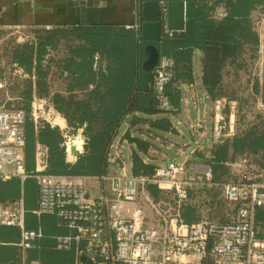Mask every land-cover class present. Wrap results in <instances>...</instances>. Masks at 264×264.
Returning a JSON list of instances; mask_svg holds the SVG:
<instances>
[{"label": "trees", "instance_id": "trees-1", "mask_svg": "<svg viewBox=\"0 0 264 264\" xmlns=\"http://www.w3.org/2000/svg\"><path fill=\"white\" fill-rule=\"evenodd\" d=\"M146 0H142V3ZM149 1V0H148ZM154 1V0H151ZM193 3V31L191 33H169L162 28L160 39L146 41L138 31L124 26L94 25L65 29L75 34V44L62 49L60 30L35 29L38 32L34 42H25L12 47L10 67L12 77L4 76L0 69V80L5 83L4 92L7 107L24 110L27 115L25 165L32 176L25 182L14 178L0 180V203H11L22 195L26 209V228L41 230L43 237L33 248L23 251L16 244L20 231L14 227L0 226V264H20L39 261L41 264H73L72 252L55 249V238L66 234L58 227L53 216H37L38 185L36 179V145L48 147L47 173L56 176L89 177L99 176L107 171L111 146L121 127L128 125L123 139L132 147V172L136 176H152L157 166L149 151L155 142L167 145L168 133H176L169 115L179 111L181 96L179 83L193 84V56L201 53V81L212 101L227 98L224 87V72L228 66L242 57L247 46L256 47L260 37L254 28L252 14L264 7V0H186ZM225 10L224 17L217 19L218 8ZM154 45L161 58L173 62V78L165 87L172 110L161 109L155 91V70L145 71L144 53L148 45ZM22 69L28 77H17L14 73ZM66 84V94L52 92L54 77ZM20 80V81H19ZM264 102V68L262 83L254 89ZM34 98L47 99L57 113L65 119L72 134L80 130L84 136L83 153L75 162H69L67 141L59 127L47 122L35 124L31 117ZM234 101L235 99H229ZM242 156L254 158L255 164L264 170V115L249 129L233 137L220 139L210 150L205 163L209 165L213 184L228 183L229 165ZM205 188L204 197L207 217L220 223L232 221L233 211L226 213L218 204L216 189ZM153 193L159 198L160 192ZM196 196V198L194 197ZM203 195L190 191L189 199L181 209L182 218L188 223L203 219L204 210L195 201ZM222 200V192H221ZM257 226L263 229L264 209L256 216Z\"/></svg>", "mask_w": 264, "mask_h": 264}, {"label": "built area", "instance_id": "built-area-1", "mask_svg": "<svg viewBox=\"0 0 264 264\" xmlns=\"http://www.w3.org/2000/svg\"><path fill=\"white\" fill-rule=\"evenodd\" d=\"M158 1L164 25L168 2H186ZM216 15L224 17L225 10L218 8L215 18ZM16 72L28 77L20 68ZM155 75L159 105L161 109L172 110L165 94V87L173 78L172 60L160 58ZM4 88L5 83L0 80V91ZM52 115L56 118L51 121ZM31 117L35 124L47 122L55 127L59 126L54 122L61 115L47 99L34 98ZM27 118L24 110L0 103L2 181L18 178L25 182L32 177L27 174L25 165ZM111 150L109 163L115 171L110 170L109 165L99 176L75 180L47 173L48 147L36 145V175L33 177L37 181L39 199L34 214L53 216L58 227L67 230L66 234L55 238V249L72 252L73 264H170L183 263L182 258L187 257L209 260L213 264H264V236H260L256 222L258 210L264 209L263 183L245 178L213 184L209 165L200 164L190 172L187 162L176 159L157 166L152 176H136L123 162L120 147L112 145ZM202 150V143L196 141L192 154ZM213 186L220 187L222 199L232 207V221L220 223L203 218L197 223L186 222L181 209L190 191ZM154 188L160 195H166L164 203L153 193ZM151 218L154 221L149 225ZM0 226L19 229L16 246L23 251L33 248L43 237L41 230L26 228L23 195L15 202L0 203ZM20 264L41 263L27 261L24 257Z\"/></svg>", "mask_w": 264, "mask_h": 264}, {"label": "crops", "instance_id": "crops-1", "mask_svg": "<svg viewBox=\"0 0 264 264\" xmlns=\"http://www.w3.org/2000/svg\"><path fill=\"white\" fill-rule=\"evenodd\" d=\"M141 5L142 0H0V32L21 29L66 31L67 29L72 30L74 27L94 25L124 26L136 30L141 24ZM193 72V84H178L177 90L181 96L179 111L176 114L169 115L177 132L165 135L168 144L163 149L165 154L167 152L170 154V160L180 161V158H184L180 162L185 161L187 163L190 157L196 154H192L196 141L202 143L204 150L205 148L210 150L220 140L221 131L217 130L216 124L223 118L222 114L217 111L224 99L212 101L202 86L201 53L199 51H196L193 56ZM57 81L59 88L54 92L66 94V84L58 78ZM212 109L216 111L213 120L215 129L209 127V123H212ZM227 118H229L230 130L233 131L235 115L231 113ZM200 129H203V131L200 132ZM127 130L128 125L124 124L113 145L120 147L125 165L127 164L124 157L129 156L130 164L127 167L131 169L133 147L123 139ZM80 131L82 132V130ZM113 150H111V153ZM209 153L210 151L207 154ZM149 156L152 160L146 158L147 162H158L157 156L151 155L150 152ZM168 161L169 159L164 163ZM198 165L200 164H194L192 169L194 170ZM109 169L114 171L116 168L110 165ZM73 179L80 180V177H73ZM203 218L208 217L204 215ZM152 221H154V218H151L148 224L151 225ZM65 231L67 233V230Z\"/></svg>", "mask_w": 264, "mask_h": 264}, {"label": "rangeland", "instance_id": "rangeland-1", "mask_svg": "<svg viewBox=\"0 0 264 264\" xmlns=\"http://www.w3.org/2000/svg\"><path fill=\"white\" fill-rule=\"evenodd\" d=\"M217 18H220L216 15ZM252 21L254 24V28L257 31L260 37V44L256 47L247 46L244 50L242 57L235 63V65L230 66L225 71V79H224V87L225 92L227 94V98L223 100L220 109L217 111L222 114L223 120H220L216 124L217 130L221 131V138L225 137H233L237 133H241L249 129L253 124L258 122V117L264 115V102L260 95H257L254 91L255 85L257 83H262L263 79V68H264V7L257 9L252 14ZM38 32L35 29H21V30H11L0 32V69H5L6 73L4 76L9 80L12 77L11 65H10V52L12 47L22 44L25 42H34L37 39ZM60 37L66 36V38L61 39L62 49L65 50L67 46L70 44H75V34L73 31H63L60 30ZM18 70V69H17ZM17 77H23L17 72L14 73ZM26 78V77H25ZM200 80V75L198 76ZM20 81V80H19ZM59 88V83L57 81V77L55 76L51 80V89L52 92ZM7 99L6 93L4 91H0V102L2 100ZM229 99H235L234 101H230ZM215 112L213 109L211 111V121L209 123V127H213L215 129V122H213L215 117ZM231 113L235 115V127L234 130H230L229 118H227ZM221 116V115H220ZM56 118V115H52L50 120L52 121ZM59 118V117H57ZM61 118H63L61 116ZM210 122V120H209ZM63 128H60L63 131L64 136L66 138L67 143H69L76 136L82 135V132L79 131L78 134L73 135L71 129L68 127L67 123L65 125L64 122H60ZM65 125V127H64ZM232 126V124H231ZM200 132L203 129L199 130ZM156 147L152 148L149 152L151 155L157 156V163H154L156 166L166 162L167 159L170 160V154L167 152L165 154L163 152L164 146L159 142H155ZM208 145V144H207ZM67 146V144H66ZM211 150V149H210ZM210 150L205 148L202 152H197L195 156L190 157L189 162L187 163L188 169L190 172L193 171V165L204 164L205 158L208 157L207 154ZM83 153V149L81 150ZM68 161L74 162L77 156L74 155V158H70L67 152ZM126 164L129 166L130 158L128 155L124 157ZM180 161H183L184 158H180ZM230 175L227 179L230 182H238L242 179H251L254 181H258L264 184V170H261L254 162V158L250 156H242L240 157L236 163L229 165ZM116 169H114L115 171ZM93 185V183L91 184ZM92 191H96L94 188H90ZM205 188L195 189L194 192L196 195H203V197L197 198L196 201L200 206H207L206 198L204 197ZM219 200L217 201L220 206L224 208V210L230 213L232 207L229 206L223 199L221 200V191L218 189L215 190ZM166 195H159V201L163 202ZM196 198V196H194ZM204 208V207H203ZM206 211L207 209L204 208ZM207 211L204 213L207 216ZM259 232H263V229L258 227ZM182 262L177 261L170 264H213L211 261H199L196 257H187L182 258Z\"/></svg>", "mask_w": 264, "mask_h": 264}, {"label": "water", "instance_id": "water-1", "mask_svg": "<svg viewBox=\"0 0 264 264\" xmlns=\"http://www.w3.org/2000/svg\"><path fill=\"white\" fill-rule=\"evenodd\" d=\"M193 13L192 2L170 1L167 4V17L164 25L161 3L158 0H146L141 5V37L146 41H156L160 39L163 27L168 32L191 33L193 31ZM144 53L147 59L143 63V69L154 71L161 58L158 49L150 44L145 48ZM70 151L75 156L81 154V151L74 146L71 147Z\"/></svg>", "mask_w": 264, "mask_h": 264}, {"label": "bare ground", "instance_id": "bare-ground-1", "mask_svg": "<svg viewBox=\"0 0 264 264\" xmlns=\"http://www.w3.org/2000/svg\"><path fill=\"white\" fill-rule=\"evenodd\" d=\"M60 122H64L66 125V122L63 118H57L54 123L56 125H59L61 128H63V126L60 124ZM65 125H64V127H65ZM83 145H84V138L82 135L76 136L69 143H67V151H68L69 157L74 158V155L70 151L72 146L76 147L79 151H81L83 149Z\"/></svg>", "mask_w": 264, "mask_h": 264}]
</instances>
